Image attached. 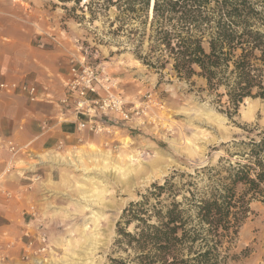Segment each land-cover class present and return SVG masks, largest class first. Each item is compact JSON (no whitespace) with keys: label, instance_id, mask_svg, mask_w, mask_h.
I'll list each match as a JSON object with an SVG mask.
<instances>
[{"label":"rangeland","instance_id":"rangeland-1","mask_svg":"<svg viewBox=\"0 0 264 264\" xmlns=\"http://www.w3.org/2000/svg\"><path fill=\"white\" fill-rule=\"evenodd\" d=\"M24 1L15 0L31 10V16L45 21L46 33L59 36L67 50L74 48L70 60L84 54L88 63L118 84L130 107H148L149 124L143 128L135 124L113 138L90 134L96 144L83 140L72 147L63 144L42 151L17 141L21 149L17 156L28 157L43 172L36 182L42 183L44 215L39 209L38 213L51 248L27 262L22 247L14 244L9 259L0 264H110L111 259H125L132 252L119 243L120 231L135 233L137 223L126 226L121 220L124 210L172 176L176 200L181 201L189 190L209 192L227 176L229 165L245 164L241 155L246 149L239 144L264 136V99L246 98L230 119L226 98L219 103L203 78L179 80L171 67L157 71L145 66L139 56L150 54L151 5L147 12L129 17L116 7H89L87 0L81 4ZM108 140L119 142V148L105 147ZM141 152L149 156L140 157ZM217 169L219 176H215ZM12 182L9 199L16 204L36 193L34 181L29 191V184ZM154 203L150 198L149 204ZM25 228L9 229V244ZM231 254L237 259L229 264H264V204L250 203Z\"/></svg>","mask_w":264,"mask_h":264},{"label":"trees","instance_id":"trees-1","mask_svg":"<svg viewBox=\"0 0 264 264\" xmlns=\"http://www.w3.org/2000/svg\"><path fill=\"white\" fill-rule=\"evenodd\" d=\"M74 1L81 4L85 0ZM152 0H87L89 7H116L122 15L147 12ZM92 12V11H91ZM150 54L139 56L149 69L171 67L179 80L198 76L226 115L237 114L246 98L264 99V3L247 0H154ZM246 163L229 165L210 191L177 201L174 176L155 184L121 217L135 233L120 231L125 259L110 264H229L250 203L264 204V136L242 142ZM221 170L215 171L219 176ZM150 198L155 203L150 205ZM169 202V203H167ZM122 222L118 223V226Z\"/></svg>","mask_w":264,"mask_h":264},{"label":"crops","instance_id":"crops-1","mask_svg":"<svg viewBox=\"0 0 264 264\" xmlns=\"http://www.w3.org/2000/svg\"><path fill=\"white\" fill-rule=\"evenodd\" d=\"M73 49L67 50L59 36L46 33L45 21L31 16V10L15 0H0V79L35 86L40 98L31 103L20 93L0 94V176L8 191L10 179L11 184H31L43 173L28 157L10 155L8 142L34 144L36 151L59 144L72 147L80 140L86 144L97 142L88 132L78 134L74 115L64 119L60 115L59 103L66 94ZM43 123H47L48 131H43ZM35 184L36 193L29 197L32 201L27 198L16 204L0 195V241H9V229L28 226L31 209H39L44 215L42 183Z\"/></svg>","mask_w":264,"mask_h":264},{"label":"built area","instance_id":"built-area-1","mask_svg":"<svg viewBox=\"0 0 264 264\" xmlns=\"http://www.w3.org/2000/svg\"><path fill=\"white\" fill-rule=\"evenodd\" d=\"M117 85L108 73L88 63L84 54H81L79 59L73 57L70 60L68 77L65 81L66 94L59 103L61 117L64 119L69 114L74 115L78 119V134L88 132L95 136H109V138L132 128L135 124L138 128L145 127L147 123L149 124L145 120L148 117L149 108L142 105L130 107L119 94ZM0 92L23 94L31 103L40 100L37 87L29 84L7 83L0 79ZM43 129L48 131L47 123H43ZM61 146L63 144H59V147ZM119 146V142L112 140L105 143V147L113 150L118 149ZM7 149L13 156L21 151L14 142H8ZM145 156H149V153H140V157ZM31 186L32 184H29L26 191H29ZM0 195L9 198L12 196L6 189L2 176H0ZM30 216L32 219L18 240L10 244L6 241L0 245V261L9 259V248L14 244L22 247L23 260L27 262L51 248L49 235L39 219L37 209H31Z\"/></svg>","mask_w":264,"mask_h":264},{"label":"bare ground","instance_id":"bare-ground-1","mask_svg":"<svg viewBox=\"0 0 264 264\" xmlns=\"http://www.w3.org/2000/svg\"><path fill=\"white\" fill-rule=\"evenodd\" d=\"M153 6H154V0H152L151 10H153Z\"/></svg>","mask_w":264,"mask_h":264},{"label":"water","instance_id":"water-1","mask_svg":"<svg viewBox=\"0 0 264 264\" xmlns=\"http://www.w3.org/2000/svg\"><path fill=\"white\" fill-rule=\"evenodd\" d=\"M152 14H153V11H152Z\"/></svg>","mask_w":264,"mask_h":264}]
</instances>
